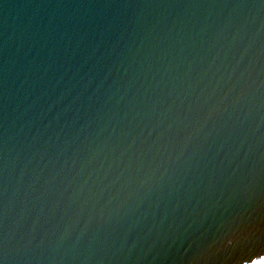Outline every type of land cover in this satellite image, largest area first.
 Segmentation results:
<instances>
[{"label": "water", "instance_id": "1", "mask_svg": "<svg viewBox=\"0 0 264 264\" xmlns=\"http://www.w3.org/2000/svg\"><path fill=\"white\" fill-rule=\"evenodd\" d=\"M264 259V0H0V264Z\"/></svg>", "mask_w": 264, "mask_h": 264}, {"label": "snow or ice", "instance_id": "2", "mask_svg": "<svg viewBox=\"0 0 264 264\" xmlns=\"http://www.w3.org/2000/svg\"><path fill=\"white\" fill-rule=\"evenodd\" d=\"M254 264H264V259H261V260L255 261Z\"/></svg>", "mask_w": 264, "mask_h": 264}]
</instances>
